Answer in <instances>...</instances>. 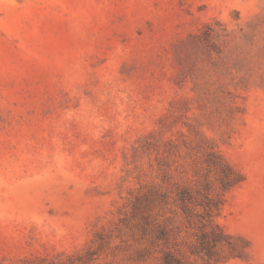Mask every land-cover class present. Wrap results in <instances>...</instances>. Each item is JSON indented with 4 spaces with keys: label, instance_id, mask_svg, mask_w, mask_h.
Listing matches in <instances>:
<instances>
[{
    "label": "rangeland",
    "instance_id": "obj_1",
    "mask_svg": "<svg viewBox=\"0 0 264 264\" xmlns=\"http://www.w3.org/2000/svg\"><path fill=\"white\" fill-rule=\"evenodd\" d=\"M182 188L228 237L184 264H264V0H0V264H157Z\"/></svg>",
    "mask_w": 264,
    "mask_h": 264
},
{
    "label": "trees",
    "instance_id": "obj_2",
    "mask_svg": "<svg viewBox=\"0 0 264 264\" xmlns=\"http://www.w3.org/2000/svg\"><path fill=\"white\" fill-rule=\"evenodd\" d=\"M221 168L223 174L233 173L225 163ZM229 178L226 182L230 184L232 181ZM176 196L184 227L174 226L176 221L174 217L158 219L155 209L162 202L166 203L165 194L149 192L138 202L139 206L135 209L137 213L135 228L138 240L144 244L138 253L143 262L150 259L151 253L159 255L155 259L157 264H184L189 259L188 256L208 259L215 254L217 247L228 239L214 220L219 210V201L216 203L212 199H207L200 212L196 207L199 204L193 201L186 188L180 189Z\"/></svg>",
    "mask_w": 264,
    "mask_h": 264
}]
</instances>
